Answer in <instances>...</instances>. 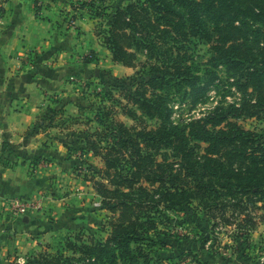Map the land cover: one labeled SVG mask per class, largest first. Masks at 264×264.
I'll return each mask as SVG.
<instances>
[{
	"label": "trees",
	"instance_id": "obj_1",
	"mask_svg": "<svg viewBox=\"0 0 264 264\" xmlns=\"http://www.w3.org/2000/svg\"><path fill=\"white\" fill-rule=\"evenodd\" d=\"M104 7L110 15L99 35L112 60L142 66L151 75L140 78L133 88L122 84L125 102L118 106L112 102L104 107L105 116L95 117L103 128L92 136L102 138L105 146L103 165L91 168L89 179L114 218L106 237L81 230L67 236L55 252L44 246L26 262L15 264H170L160 249L166 246L162 236L169 234L167 211L178 206L188 207L196 217V209L205 211L213 232L219 220L232 225L241 216L243 223L237 225L242 231L255 225L248 207L255 198H264V127L247 129L218 111L175 123L164 88L192 78L185 48L197 38L210 45L211 60L232 69L249 65L241 87L251 89L255 101L233 106L229 114L240 111L261 118L264 35L256 44L249 35L264 34V0H130L115 9ZM140 53L146 54L144 62ZM108 93L115 100L113 92ZM116 113L135 124L127 125ZM146 117L158 119L157 125L149 127ZM200 235L204 250L206 236Z\"/></svg>",
	"mask_w": 264,
	"mask_h": 264
},
{
	"label": "crops",
	"instance_id": "obj_2",
	"mask_svg": "<svg viewBox=\"0 0 264 264\" xmlns=\"http://www.w3.org/2000/svg\"><path fill=\"white\" fill-rule=\"evenodd\" d=\"M77 1L0 6V264L23 263L49 233L47 213L60 215L59 202L69 200L77 184L89 183L74 174L71 132L58 124L86 110L82 87L110 51ZM88 55L95 61L86 62ZM17 196L42 206L15 216L6 203Z\"/></svg>",
	"mask_w": 264,
	"mask_h": 264
},
{
	"label": "rangeland",
	"instance_id": "obj_3",
	"mask_svg": "<svg viewBox=\"0 0 264 264\" xmlns=\"http://www.w3.org/2000/svg\"><path fill=\"white\" fill-rule=\"evenodd\" d=\"M129 1L78 0L76 6L86 9L87 16L93 20V30L101 41L99 32H103L108 26L107 17L110 15V9L104 6L115 9L127 5ZM82 3L98 7L100 13L91 10L88 5L81 6ZM263 35V31H260L259 35L250 34L251 44L263 40ZM167 44L170 46V43ZM185 49L190 56L192 78L187 81H172L164 88L168 94L171 120L182 124L205 118L208 114L218 111L225 112L226 116L238 121L247 129L264 127V114L261 118L251 117L240 111L229 114L233 106L240 107L247 100L255 101L256 97L252 90L241 87L242 75L249 65L241 69H232L228 64L211 60L210 45L197 38L191 39ZM89 58L93 61L96 59L93 56ZM139 58L141 62L147 59L144 53H140ZM101 59V62L91 67L92 72L96 73L94 80L85 82L82 87L86 110L79 117H66L58 124V127L71 132L67 145L75 169L74 174L89 183L81 182L82 186L77 184L70 190L72 196H69V200L59 202L60 215L53 216L47 213L49 233L41 239L40 246L37 243L27 254H24L23 263L28 257L43 250L44 246L55 252L67 236L81 230L92 233L98 238L106 237L109 221L114 218V214L102 204V197L95 190L93 181L89 179L94 172L91 168L95 169L103 165L101 156L105 146L101 141L102 138L92 136L95 129L103 128L96 122L95 117L96 114L105 116L104 107L111 106L112 102L115 106H118L120 101L125 102V93L120 91L122 84L133 88L140 78H148L151 75L147 68L142 66L130 67L114 62L111 52L102 54ZM111 91L115 100L108 96V92ZM115 116L129 126L135 124V121L122 114L116 113ZM103 120L111 119L103 118ZM144 120L151 128L158 122V119L147 117ZM66 194H69V191ZM255 200L257 201L250 203L248 207V211L254 217L255 225L247 232L242 231L237 225L243 223L241 219L244 216L239 219L234 218L235 224L232 225L219 220L213 232L212 229L208 230L211 221L202 209H196L197 217L191 216L188 207L185 206L169 209L166 219L167 224H170L169 234L162 236L166 246L160 249L161 257L170 264H180L181 261L182 264H264V198H255ZM200 233L206 236L204 250L201 249L199 241ZM195 254L197 257L194 256Z\"/></svg>",
	"mask_w": 264,
	"mask_h": 264
},
{
	"label": "built area",
	"instance_id": "obj_4",
	"mask_svg": "<svg viewBox=\"0 0 264 264\" xmlns=\"http://www.w3.org/2000/svg\"><path fill=\"white\" fill-rule=\"evenodd\" d=\"M8 0H0V6H4ZM90 55V54H89ZM88 55V56H89ZM100 203H97L99 205ZM8 209L15 216L24 217L35 210L41 208V202L38 199H30L24 196H17L7 200Z\"/></svg>",
	"mask_w": 264,
	"mask_h": 264
},
{
	"label": "water",
	"instance_id": "obj_5",
	"mask_svg": "<svg viewBox=\"0 0 264 264\" xmlns=\"http://www.w3.org/2000/svg\"><path fill=\"white\" fill-rule=\"evenodd\" d=\"M25 220H27V218H25Z\"/></svg>",
	"mask_w": 264,
	"mask_h": 264
}]
</instances>
